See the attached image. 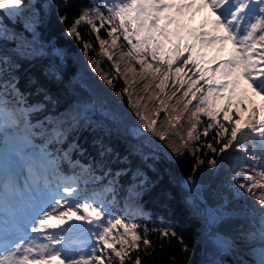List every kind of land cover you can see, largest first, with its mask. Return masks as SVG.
<instances>
[{"label": "trees", "instance_id": "1", "mask_svg": "<svg viewBox=\"0 0 264 264\" xmlns=\"http://www.w3.org/2000/svg\"><path fill=\"white\" fill-rule=\"evenodd\" d=\"M101 3L102 0H70L65 5L64 0H21L14 6L15 11L0 9V84L15 83L29 109L26 116L23 114L22 125L6 128L10 143H21L26 149L42 145L45 154L56 158L58 171L68 173L77 182L83 175L75 163H83L97 180H105L106 202L117 217L139 225L142 236L145 227L149 230L151 247L145 250L141 242V250L130 252L131 261L139 256L142 264H260L261 260L248 251L257 245L264 248L259 232V202L239 188L237 181L241 178L236 175L242 170L251 175V168L259 170V165L242 159L238 149L212 153L205 147L207 142L220 147L211 141L213 133L183 148L181 137L187 138L188 113L172 129L164 123L165 112L156 116L159 99H149H164L179 84L174 85V78H170L164 92H160L155 87L159 79H152L147 72L142 74L136 61L128 63L127 57L120 60L121 52H127L126 42L121 37L116 46L111 45L107 36L111 25L100 28L98 34L90 25L78 26L84 41L91 44L87 50L80 39L68 33L82 9ZM64 16L66 20L61 19ZM96 24L99 27V21ZM97 35L108 40L105 48L112 60L101 54ZM179 65L177 62L173 68ZM184 71L188 72V68ZM102 77L113 83L109 85ZM183 90L169 101V107L176 104ZM8 94L18 98L10 89ZM236 99H240L239 94ZM137 100L141 110L157 120L158 131L167 129L160 147L143 141L151 133L136 116L132 105ZM254 106L250 98L239 105L233 101L230 115L233 120L246 117ZM219 118L223 120V113ZM207 119L201 114L197 131L202 130ZM57 131L61 133L58 140ZM174 147L179 151H173ZM248 149L251 153V142ZM211 159L217 163L210 164ZM79 183L83 184L80 192H85L96 181ZM198 184L202 185L195 194L192 188ZM202 203L217 206L225 213H218L216 220L206 225ZM164 227L176 236L162 238L159 231H154ZM122 231L118 228L113 233ZM222 235L233 239L234 245L226 244ZM185 246L187 250H183Z\"/></svg>", "mask_w": 264, "mask_h": 264}, {"label": "snow or ice", "instance_id": "2", "mask_svg": "<svg viewBox=\"0 0 264 264\" xmlns=\"http://www.w3.org/2000/svg\"><path fill=\"white\" fill-rule=\"evenodd\" d=\"M20 2L0 0V9L15 11L14 6ZM69 2L64 0L65 5ZM205 10L214 19L193 27L196 15ZM82 23L90 25L97 34L106 24L111 25L107 32L111 45L116 46L121 37L126 42L127 52H121L120 60L127 57L128 63H139L142 74L147 72L152 79H159L155 87L160 92H164L170 78H174V85L179 84L171 95L165 94L164 99L159 96L149 99H159L156 116L159 117L160 111L165 112L164 123L172 129L188 113L187 138L181 137L183 148L213 133L211 141L220 147L217 149L213 142H207L205 147L212 153L224 154L229 149H238L243 154L242 159L259 165V170L255 166L251 168V175L243 170L236 175L241 178L237 181L239 188L259 202V232L264 240V50H261L264 49V0H102L100 6L82 9L68 30L87 50L91 44L85 42L78 31ZM96 39L101 54L112 60L105 48L108 40L100 39L99 35ZM177 61L180 65L173 68ZM115 68L119 73L118 62ZM102 78L109 85L113 83L112 79ZM144 87L147 89L149 85ZM181 88L184 89L182 95L169 107V101ZM9 89L18 97L16 103L23 101L15 83L0 84V134L5 128L18 125L17 113L26 116L29 111L9 107ZM123 91L128 92V89ZM249 91L261 98V104L248 110L246 117L233 120L230 115L233 101L242 104L244 99L250 98ZM238 94L239 100L236 99ZM128 100L132 104L131 93ZM193 101H196L194 105ZM132 106L136 116L144 122L143 128L164 140L167 129L157 130V120L141 110L139 100ZM221 113L223 120L219 118ZM201 114L208 119L202 130L197 131ZM60 134L57 131V140ZM248 142H251V153ZM173 151L179 148L174 147ZM45 156L47 163L41 164L45 172L42 181L37 177L33 182L26 204L14 205L5 194L11 195L14 191L12 164L16 158H24L19 152L0 147V264H106V261L107 264H115V261L125 264L126 260L131 261V251L141 250V242L145 250L151 247L146 227L142 236L139 225L112 216L97 193L91 198L81 197L77 179L57 175L56 158L51 153ZM209 163L215 165L217 161L211 159ZM49 165L53 168L51 180L47 176ZM25 167L31 171L32 162L25 161ZM77 221L92 227L84 228ZM118 228L123 231L114 235L113 230ZM154 231H159L162 238L176 236L167 227ZM84 233L94 236L95 244L86 243L81 238ZM183 250H187L186 246ZM131 264H142V260L137 256ZM260 264H264V258Z\"/></svg>", "mask_w": 264, "mask_h": 264}, {"label": "rangeland", "instance_id": "3", "mask_svg": "<svg viewBox=\"0 0 264 264\" xmlns=\"http://www.w3.org/2000/svg\"><path fill=\"white\" fill-rule=\"evenodd\" d=\"M264 50V49H261ZM10 100V99H9ZM13 102H15V100H13ZM17 109V108H16ZM17 119L19 120V123H22V117H21V113H17ZM5 132H3L0 135H4ZM152 133L146 137L143 138V141L146 142V144H149V146H153V147H160V139L159 137L157 138H152ZM3 137V136H2ZM6 151H16L19 152L23 158L24 161H30L32 162V170L30 171L28 168L25 167V175H28L27 178H23V181L25 183H31L34 182L37 179V173L39 172V170L43 169L41 167V164L45 163V159L43 158L42 155H40L39 153L35 152H30V153H25L23 152V150H20L19 148H11V149H5ZM77 166V165H76ZM78 169H83V166L78 165L77 166ZM82 171V170H81ZM83 172V171H82ZM92 178V177H91ZM99 187L93 188V193H97L99 194L100 198L103 199V197L101 196V192L99 191ZM104 200V199H103ZM105 202V201H104ZM107 205V204H106ZM109 212L112 214V216L116 217L111 210L108 208ZM76 223L78 224H83L84 228H88V227H92L90 225H88L86 222H82V221H77ZM36 234L34 233L33 236H35ZM86 243L89 244H95V237L92 236L90 233H84L83 236L81 237ZM257 258H259L260 260L262 258H264V250H259L257 252L256 255Z\"/></svg>", "mask_w": 264, "mask_h": 264}]
</instances>
